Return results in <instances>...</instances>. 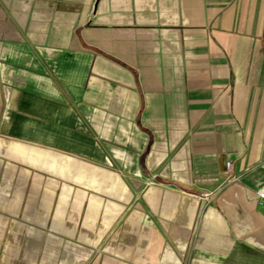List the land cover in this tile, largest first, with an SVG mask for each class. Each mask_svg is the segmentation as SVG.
Instances as JSON below:
<instances>
[{"label":"crops","instance_id":"0c3cea01","mask_svg":"<svg viewBox=\"0 0 264 264\" xmlns=\"http://www.w3.org/2000/svg\"><path fill=\"white\" fill-rule=\"evenodd\" d=\"M261 188L264 0H0V264H264Z\"/></svg>","mask_w":264,"mask_h":264},{"label":"built area","instance_id":"2783aa9c","mask_svg":"<svg viewBox=\"0 0 264 264\" xmlns=\"http://www.w3.org/2000/svg\"><path fill=\"white\" fill-rule=\"evenodd\" d=\"M232 167V163L228 162L227 163V170H230ZM257 199L259 204H264V188H261L257 191Z\"/></svg>","mask_w":264,"mask_h":264}]
</instances>
